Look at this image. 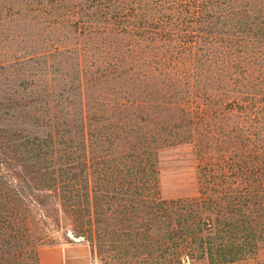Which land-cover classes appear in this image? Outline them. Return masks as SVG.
Returning <instances> with one entry per match:
<instances>
[{
    "label": "trees",
    "instance_id": "trees-1",
    "mask_svg": "<svg viewBox=\"0 0 264 264\" xmlns=\"http://www.w3.org/2000/svg\"><path fill=\"white\" fill-rule=\"evenodd\" d=\"M0 211L98 264H264V0H0Z\"/></svg>",
    "mask_w": 264,
    "mask_h": 264
},
{
    "label": "rangeland",
    "instance_id": "rangeland-1",
    "mask_svg": "<svg viewBox=\"0 0 264 264\" xmlns=\"http://www.w3.org/2000/svg\"><path fill=\"white\" fill-rule=\"evenodd\" d=\"M193 164L192 152L188 146L163 153L158 164L160 196L169 199L194 195L196 184ZM32 234L30 232L28 238L23 233L14 236L12 229L0 222V264H37V250L45 247L63 248L66 252L77 254L85 252L87 264H98L96 256L90 252L87 243L80 239H73L71 243L56 241L54 244L45 245L40 241L32 242ZM224 264H261V262L257 260Z\"/></svg>",
    "mask_w": 264,
    "mask_h": 264
},
{
    "label": "crops",
    "instance_id": "crops-1",
    "mask_svg": "<svg viewBox=\"0 0 264 264\" xmlns=\"http://www.w3.org/2000/svg\"><path fill=\"white\" fill-rule=\"evenodd\" d=\"M37 251V264H87L85 252L70 253L58 247H45Z\"/></svg>",
    "mask_w": 264,
    "mask_h": 264
}]
</instances>
